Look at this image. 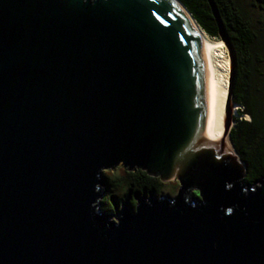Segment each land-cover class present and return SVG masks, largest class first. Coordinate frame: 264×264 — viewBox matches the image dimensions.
<instances>
[{
  "label": "water",
  "instance_id": "1",
  "mask_svg": "<svg viewBox=\"0 0 264 264\" xmlns=\"http://www.w3.org/2000/svg\"><path fill=\"white\" fill-rule=\"evenodd\" d=\"M207 1L230 67L220 136L182 4L0 0V264H264V178L228 148L232 56ZM118 167L177 194L103 210Z\"/></svg>",
  "mask_w": 264,
  "mask_h": 264
},
{
  "label": "trees",
  "instance_id": "2",
  "mask_svg": "<svg viewBox=\"0 0 264 264\" xmlns=\"http://www.w3.org/2000/svg\"><path fill=\"white\" fill-rule=\"evenodd\" d=\"M202 30L219 38L218 27L207 0H178ZM232 56L231 103L237 106L232 118L231 142L246 165L244 182L264 178V0H212ZM103 176L110 200L101 201L103 210L136 192L163 187L159 178L136 170ZM193 195H197L194 193ZM133 202L131 203V205ZM131 207V206H130ZM134 205H132V208Z\"/></svg>",
  "mask_w": 264,
  "mask_h": 264
},
{
  "label": "bare ground",
  "instance_id": "3",
  "mask_svg": "<svg viewBox=\"0 0 264 264\" xmlns=\"http://www.w3.org/2000/svg\"><path fill=\"white\" fill-rule=\"evenodd\" d=\"M174 1L180 6V4L176 0ZM182 10L186 13L188 18L194 25L198 35L200 36L203 42V46L210 70L211 132L214 136H220L224 128V112H225V105L228 95L227 81H226V75L228 74V63L224 57H221L224 55V52L221 49V44L212 42L210 39H208L207 36L202 32V30L195 24L193 19H191L188 12H186L185 9L183 8ZM215 60L217 61V66L221 67L223 71L218 72V70L216 69L217 67Z\"/></svg>",
  "mask_w": 264,
  "mask_h": 264
},
{
  "label": "rangeland",
  "instance_id": "4",
  "mask_svg": "<svg viewBox=\"0 0 264 264\" xmlns=\"http://www.w3.org/2000/svg\"><path fill=\"white\" fill-rule=\"evenodd\" d=\"M195 22V21H194ZM195 24H196V22H195ZM201 30H202V28L198 25V24H196ZM202 32L207 36V38L208 39H210L212 42H215V43H220L221 44V49L223 50V52H224V55L223 56H221V57H224L225 58V60L227 61V63H228V74L226 75V81H227V87H228V84H229V79H230V67H229V57H228V53H227V51H226V49H225V47L223 46V43H222V41H221V39L220 38H211L204 30H202ZM216 61V60H215ZM216 69L218 70V72L220 71H223V69L221 68V67H218L217 66V61H216ZM238 109V107L237 106H233L232 105V114H231V129H232V127H233V123H232V118L233 117H235L236 116V110ZM231 129H230V131H231ZM230 131H229V135H230ZM230 136H227V144H228V148H230V149H232L233 150V148H232V142H231V138H229ZM234 147V146H233ZM235 149V148H234ZM236 151V150H235ZM120 167H118V168H116L113 172V174L114 175H116V174H118V175H122V172H119L118 171V169H119ZM104 174H105V176H110L111 175V172H104L103 173V176H104ZM246 176V175H245ZM103 182H104V179H103ZM162 188L159 190V192H158V195H165V196H170V197H174L176 194H177V191H178V188H179V183L175 180V179H173V180H169V181H167V182H162ZM103 188H104V190H105V192L102 194V196H101V201H106V200H110V199H108L109 198V195H112L109 191H108V189L106 190L105 189V186H103ZM133 202V204L132 205H134L135 206V201H132ZM117 204H120V201H118L117 202ZM132 205H131V207H132ZM130 206V205H129Z\"/></svg>",
  "mask_w": 264,
  "mask_h": 264
},
{
  "label": "flooded vegetation",
  "instance_id": "5",
  "mask_svg": "<svg viewBox=\"0 0 264 264\" xmlns=\"http://www.w3.org/2000/svg\"><path fill=\"white\" fill-rule=\"evenodd\" d=\"M123 201V199H121V201H120V203ZM132 201H135L134 200V194L132 195V196H129L128 197V204L131 206V203H132Z\"/></svg>",
  "mask_w": 264,
  "mask_h": 264
}]
</instances>
